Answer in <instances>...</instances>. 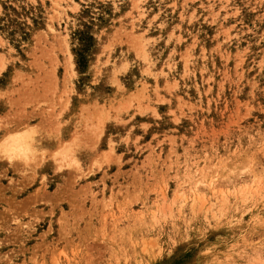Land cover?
<instances>
[{"label":"rangeland","instance_id":"rangeland-1","mask_svg":"<svg viewBox=\"0 0 264 264\" xmlns=\"http://www.w3.org/2000/svg\"><path fill=\"white\" fill-rule=\"evenodd\" d=\"M21 128L0 264H264V0H0Z\"/></svg>","mask_w":264,"mask_h":264},{"label":"bare ground","instance_id":"bare-ground-1","mask_svg":"<svg viewBox=\"0 0 264 264\" xmlns=\"http://www.w3.org/2000/svg\"><path fill=\"white\" fill-rule=\"evenodd\" d=\"M28 99H29V97H28ZM28 132H29L28 130H25V129L21 128L19 130H16L15 132H6L8 134L7 135L5 134L0 139V141H1L0 145L4 148L5 152L7 153V157L8 158L13 159L15 157H20L23 160L29 159V156H28L29 154L28 153L32 151V148H33V145H34V141L32 139L33 136L30 133H28Z\"/></svg>","mask_w":264,"mask_h":264}]
</instances>
